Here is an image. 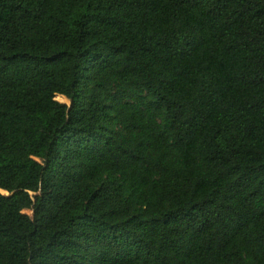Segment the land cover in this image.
<instances>
[{"label": "trees", "instance_id": "obj_1", "mask_svg": "<svg viewBox=\"0 0 264 264\" xmlns=\"http://www.w3.org/2000/svg\"><path fill=\"white\" fill-rule=\"evenodd\" d=\"M0 264H264V0H0Z\"/></svg>", "mask_w": 264, "mask_h": 264}, {"label": "rangeland", "instance_id": "obj_2", "mask_svg": "<svg viewBox=\"0 0 264 264\" xmlns=\"http://www.w3.org/2000/svg\"><path fill=\"white\" fill-rule=\"evenodd\" d=\"M56 100L59 101V102H62V103L69 104V101L67 99H65L64 97L57 96ZM1 192L4 193V194H7L4 191H1ZM25 213L30 215V216H32V212H30V211H25Z\"/></svg>", "mask_w": 264, "mask_h": 264}]
</instances>
